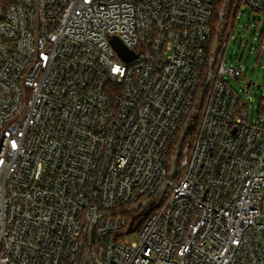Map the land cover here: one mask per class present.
<instances>
[{
	"label": "built area",
	"instance_id": "1",
	"mask_svg": "<svg viewBox=\"0 0 264 264\" xmlns=\"http://www.w3.org/2000/svg\"><path fill=\"white\" fill-rule=\"evenodd\" d=\"M242 8L264 26V0H0V264H264Z\"/></svg>",
	"mask_w": 264,
	"mask_h": 264
},
{
	"label": "rangeland",
	"instance_id": "2",
	"mask_svg": "<svg viewBox=\"0 0 264 264\" xmlns=\"http://www.w3.org/2000/svg\"><path fill=\"white\" fill-rule=\"evenodd\" d=\"M261 16L250 9L242 8L234 19V34L227 47L229 62L241 66L244 70L242 79L228 78L232 87L247 100L251 106V115H256L261 96L264 95V52L259 53L260 34L264 26H259ZM232 21V19H231ZM253 81L248 87V82ZM260 85V87L258 86ZM255 107V112L253 108ZM128 242L137 241L139 232L125 235Z\"/></svg>",
	"mask_w": 264,
	"mask_h": 264
},
{
	"label": "water",
	"instance_id": "3",
	"mask_svg": "<svg viewBox=\"0 0 264 264\" xmlns=\"http://www.w3.org/2000/svg\"><path fill=\"white\" fill-rule=\"evenodd\" d=\"M113 44L124 59L130 60L135 56L134 52L132 50L128 49L119 37L113 38ZM137 226H138V224L134 225L132 222L131 226L128 230V233L135 231L137 229Z\"/></svg>",
	"mask_w": 264,
	"mask_h": 264
},
{
	"label": "trees",
	"instance_id": "4",
	"mask_svg": "<svg viewBox=\"0 0 264 264\" xmlns=\"http://www.w3.org/2000/svg\"><path fill=\"white\" fill-rule=\"evenodd\" d=\"M3 1L7 2V1H9V0H3Z\"/></svg>",
	"mask_w": 264,
	"mask_h": 264
}]
</instances>
